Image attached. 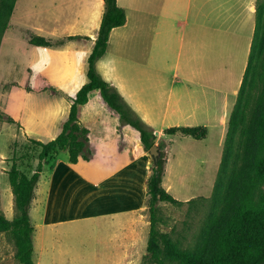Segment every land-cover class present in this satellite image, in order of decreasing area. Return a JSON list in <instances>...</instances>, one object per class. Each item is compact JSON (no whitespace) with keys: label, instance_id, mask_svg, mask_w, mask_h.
<instances>
[{"label":"crops","instance_id":"1","mask_svg":"<svg viewBox=\"0 0 264 264\" xmlns=\"http://www.w3.org/2000/svg\"><path fill=\"white\" fill-rule=\"evenodd\" d=\"M116 2L125 10L126 23L110 32L106 54L97 62L98 72L151 127L150 115L160 105V92L147 69H157L153 67L156 60L160 66L163 59L174 52L178 67L181 58L184 78L180 85L169 89L163 116L170 121L196 123L171 127L201 126L209 132V123L220 121V69H228L229 64L240 57H244L241 69H246L258 0H245V4H241V0ZM53 6L57 11H46L37 35L51 43L69 36L79 38L57 47L32 45L42 48L39 61L30 66L41 70V88L47 95L40 115L31 118L39 119L40 129L34 133L39 136L36 140L45 137L44 143L62 131L72 99L87 82V59L95 44L104 0H53ZM179 27L184 30L180 32ZM249 28L250 35L247 34ZM175 42L179 43L178 51ZM155 47L161 51L157 52L161 53L157 57L152 54ZM35 73L33 79L38 77ZM242 77L238 79L239 87ZM93 93L78 110L80 124L89 130L88 144L92 143L88 160L80 158L76 164H71L68 158L67 161L56 158L46 172L42 171L36 185L29 212L34 228L33 258L37 247L40 246L41 251L45 249L50 234L45 227L52 229V226L78 220L91 219L95 220L93 224H99L98 219L103 218L102 225L116 226L111 240L124 250L121 259L125 261L130 250L143 242L142 229L148 222L142 213L153 161L138 138L133 140L132 146L125 144L126 130L118 134L112 132L114 140L106 138L109 124L117 116L105 113L104 102L102 106L93 105L92 98L99 95ZM112 126L116 128L114 123ZM164 130L158 132L159 137L165 135ZM113 143L118 146L117 150L112 149ZM162 185L170 191L169 185L166 187L164 182ZM13 203L12 194L14 206ZM0 214L8 219L14 217V211L10 213L3 200Z\"/></svg>","mask_w":264,"mask_h":264},{"label":"rangeland","instance_id":"2","mask_svg":"<svg viewBox=\"0 0 264 264\" xmlns=\"http://www.w3.org/2000/svg\"><path fill=\"white\" fill-rule=\"evenodd\" d=\"M244 1L241 0V4ZM47 10L57 11L53 6V0H17L0 45V203L3 200L8 211L10 213L14 211V216L13 193L8 181V171L15 165L19 170L31 175L38 165L39 148L33 145L29 139L39 137L34 132L39 131L40 121L31 117L40 115L47 92L41 88L39 76L41 70L33 69L30 66L39 61L42 48L32 46L30 39L38 36L40 22ZM183 21L184 16L180 21L181 25H183ZM174 24L177 26L178 20L174 21ZM181 30L183 31L184 28L179 27L180 32ZM190 30L191 25L185 35L183 51ZM250 31L249 28L248 35H250ZM60 41H63L62 44H64L69 40L68 37H64L52 42L51 47L62 45L59 44ZM175 46L178 51L179 43L175 42ZM157 52L161 51L155 47L152 54L157 57L161 54ZM243 60L244 57L237 58L233 64H229L228 69H220V121L209 123L208 135L201 140L179 133L171 137L161 136L162 134L160 137L159 134L156 135L167 127L196 124L184 120L170 121L163 116L169 89L172 86L180 85L184 78L181 58L178 67L177 57L173 52L168 59H163L160 66H157L156 60L153 67L157 69H147L150 73L149 77L159 85L160 92V97H155L160 100V105L151 113V127H149L157 136L158 140L155 144L158 145L160 141L165 146L166 174L163 182L166 187L170 186L171 189L168 191L174 198L187 200V202L181 201V204L175 205L158 204L157 229L168 234L184 249L193 247L201 238L207 216L211 210L210 199L222 160L228 123L237 98L238 79L244 73V69H241ZM35 72L38 77L33 79ZM53 91L56 92L55 89ZM97 93L94 91L93 94ZM96 103L102 106L103 101L99 95L92 98V104ZM104 111L111 116H117L108 107L104 108ZM86 116L87 114L84 115V118ZM113 123L116 128L112 126ZM113 123L110 122V128L106 134L109 141L114 140L115 135H111L112 132L118 134L121 130H126L124 134L126 145L132 146L133 140L139 139L136 131L121 122L118 116ZM39 139L40 141L46 140L45 137ZM90 143L88 144V141L86 143L84 151L86 156L90 154L89 147L92 146ZM111 147L114 150L118 148L114 143ZM109 156L112 157V154ZM56 158L67 161V151L59 152L51 161ZM50 162L43 166V173L48 170ZM142 214L146 219L145 209ZM94 221L91 219H87L86 222L78 220L71 224L52 226V229L45 227V230L50 234L46 238L45 249L41 251L40 246L37 247L33 258L35 263L155 264L146 252L148 225L142 229V244L136 249H131L128 261H125L124 258L121 259V253L123 254L124 250L117 247L111 240L116 226L102 225L103 218L98 219L99 224H93ZM15 252L13 238L7 233L0 232V264H18ZM165 264L178 263L166 260Z\"/></svg>","mask_w":264,"mask_h":264},{"label":"trees","instance_id":"3","mask_svg":"<svg viewBox=\"0 0 264 264\" xmlns=\"http://www.w3.org/2000/svg\"><path fill=\"white\" fill-rule=\"evenodd\" d=\"M17 0H0V45L8 28ZM126 13L116 0H104V11L95 44L87 59V82L72 99L68 118L62 131L44 143L30 142L39 148L38 165L28 175L13 165L8 181L14 196L15 216L0 214V232L9 234L15 243L18 264H36L33 259V225L30 205L43 166L59 152L67 151L68 161L76 164L84 154L89 130L80 124L79 107L86 104L89 94L98 91L107 107L119 120L132 127L146 151L158 140L154 131L133 111L117 89L97 70V62L106 54L110 32L125 25ZM79 36H70L74 40ZM60 41L59 44H62ZM35 46H51L43 37L30 39ZM177 133L196 140L206 138V127H171L167 136ZM160 155L151 166L147 180L145 210L148 222L146 252L155 264L166 260L178 264H264V0L256 6L255 32L248 63L237 92L222 160L214 191L210 199L211 210L201 238L191 248H181L168 234L157 229L158 204H181L162 185L165 174V146L159 141Z\"/></svg>","mask_w":264,"mask_h":264},{"label":"water","instance_id":"4","mask_svg":"<svg viewBox=\"0 0 264 264\" xmlns=\"http://www.w3.org/2000/svg\"><path fill=\"white\" fill-rule=\"evenodd\" d=\"M158 133H156L157 135ZM153 163H156L158 161L159 155H160V148L158 145L154 144L148 151Z\"/></svg>","mask_w":264,"mask_h":264}]
</instances>
